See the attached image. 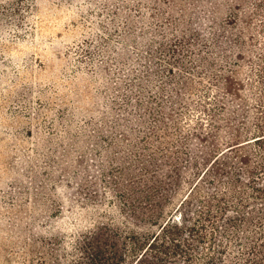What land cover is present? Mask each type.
Here are the masks:
<instances>
[{
  "label": "rangeland",
  "instance_id": "obj_1",
  "mask_svg": "<svg viewBox=\"0 0 264 264\" xmlns=\"http://www.w3.org/2000/svg\"><path fill=\"white\" fill-rule=\"evenodd\" d=\"M139 1L0 0V264H69L63 255L84 232L102 222L123 225L121 216L108 215L117 213L107 206L115 193L108 186L115 167H138L141 149L123 134L138 144L140 135L123 124L136 126L142 112L136 84L152 81L155 106L152 86L166 65L155 50L170 26L181 22L193 56L211 52L210 32L218 36L213 50L227 54L237 52L240 26L245 41L256 32L241 21L222 29L214 22L231 13L257 18L251 0H226L217 11L189 0L188 15L173 11L169 27L158 25L155 9L143 8L142 16ZM242 54L241 75L256 59ZM168 82L169 94L175 86ZM187 144L182 170L193 162L190 154L205 162L199 141ZM151 149L154 175L175 188L172 167L156 144ZM177 190L180 202L187 185ZM138 224L132 227L144 229Z\"/></svg>",
  "mask_w": 264,
  "mask_h": 264
},
{
  "label": "trees",
  "instance_id": "obj_2",
  "mask_svg": "<svg viewBox=\"0 0 264 264\" xmlns=\"http://www.w3.org/2000/svg\"><path fill=\"white\" fill-rule=\"evenodd\" d=\"M197 1L217 11L226 0ZM161 2L167 6L163 11ZM189 4L140 0L137 10L155 9L158 25L169 27L173 11L188 15ZM250 5L257 18L231 13L214 21L220 29L240 21L256 26L249 41L242 36L244 25L233 33L235 54L213 50L218 36L210 32L206 47L211 52L193 56L190 34L181 30V22L163 35L154 55L166 64L152 86L155 106L149 105L152 81L136 84L133 97L142 112L136 126L123 124L140 135L138 144L123 134L134 149H141L138 167L126 162L115 167L113 185L108 186L115 193L107 206L117 210L108 215L112 220L121 216L123 225L102 222L84 232L63 255L69 264H264V0H251ZM244 52L256 59L246 61L241 75ZM168 81L175 86L169 94ZM168 96L171 100L165 101ZM193 139L199 141L205 162L190 154L193 162L182 170V147ZM154 144L175 173L170 179H178L173 189L151 169L153 155L147 152ZM183 184L188 192L176 202L173 194ZM136 224L144 229L132 227Z\"/></svg>",
  "mask_w": 264,
  "mask_h": 264
}]
</instances>
